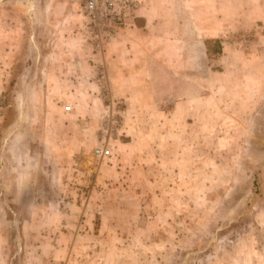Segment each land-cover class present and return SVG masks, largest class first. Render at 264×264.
<instances>
[{
	"label": "rangeland",
	"instance_id": "374dc122",
	"mask_svg": "<svg viewBox=\"0 0 264 264\" xmlns=\"http://www.w3.org/2000/svg\"><path fill=\"white\" fill-rule=\"evenodd\" d=\"M78 2L99 103L16 93L64 63L0 49V264H264V0H178L159 39Z\"/></svg>",
	"mask_w": 264,
	"mask_h": 264
},
{
	"label": "crops",
	"instance_id": "0c3cea01",
	"mask_svg": "<svg viewBox=\"0 0 264 264\" xmlns=\"http://www.w3.org/2000/svg\"><path fill=\"white\" fill-rule=\"evenodd\" d=\"M3 1L5 0H2V4H0V49H2L3 62L5 61V50H7V56L11 54L15 56L17 49L23 47L24 42L29 41L36 52L39 47L45 48L43 62L50 58L49 62L54 63L53 60H60L64 63L62 64L63 68L60 67L58 71H47L45 73V76L49 75L47 80L51 78L61 80L57 86H50V88L47 86L39 89L30 88L29 90L22 88L16 93L31 96H66L68 99L70 96H86L91 98L90 102L99 103V100L94 99V97H97L95 94L97 87L95 85L80 86L74 83V81L79 80L88 81L91 78L89 72L93 70L88 61L91 52L82 31L85 17L78 0H28V6L21 8L20 13H18L15 4L16 0ZM177 2L178 0H144V4H141L139 11L144 16V30L146 33L149 32L150 36L158 38V35H154V33L161 31L159 30L160 26L153 25L152 21H156L157 17L162 15L172 16L175 13ZM168 30H171V27ZM41 33H44V35H41ZM153 45L152 47L157 46L156 43ZM143 46L146 47L144 43ZM112 47L111 45L109 47L111 52ZM153 54V51H149V54L144 52V62L147 61L145 55ZM113 55H109V60L117 58ZM49 90H52V92ZM45 105L48 107L47 104ZM52 107L56 108L53 105ZM82 144L84 143L79 141L75 147L79 146L78 149H82ZM67 148L66 143V146L60 148L55 157L58 158L59 154L62 155L61 151L67 150L64 153L65 158H70Z\"/></svg>",
	"mask_w": 264,
	"mask_h": 264
},
{
	"label": "built area",
	"instance_id": "2783aa9c",
	"mask_svg": "<svg viewBox=\"0 0 264 264\" xmlns=\"http://www.w3.org/2000/svg\"><path fill=\"white\" fill-rule=\"evenodd\" d=\"M88 7L91 9L93 8V2L90 1ZM96 154L101 156H106L109 154V150L107 148H96L95 150Z\"/></svg>",
	"mask_w": 264,
	"mask_h": 264
}]
</instances>
